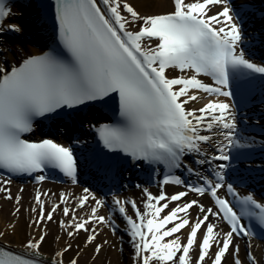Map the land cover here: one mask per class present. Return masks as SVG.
<instances>
[{
	"label": "snow or ice",
	"instance_id": "6c2138e0",
	"mask_svg": "<svg viewBox=\"0 0 264 264\" xmlns=\"http://www.w3.org/2000/svg\"><path fill=\"white\" fill-rule=\"evenodd\" d=\"M19 3L31 6L32 0H19ZM173 4L174 10L170 13L141 16L122 0H52L49 6L54 8L62 52L53 50L30 56L10 71L0 68V171L31 176L53 168L75 183L77 167L70 148L50 139L33 143L22 137L33 131L36 118L78 109L113 96L118 99L120 120L115 126L104 125L97 129L99 140L109 152L121 153L133 162L163 164L169 173L187 167L184 158L190 154L203 155L201 144L212 139L202 132L222 136L223 141L216 144L217 155L207 161L196 160V164L229 161L232 149L253 147L251 143H242L237 136L236 105L230 103L234 100L232 86L234 80L254 74L264 76V66L245 58L240 47L244 36L239 14L231 8L229 0H193L191 3L173 0ZM210 6H220V10L209 15ZM10 15V7L5 0H0V32L5 30L4 22ZM129 25H137L138 30L130 31ZM7 30L19 32L21 28L8 24ZM152 41L156 42L155 46ZM169 69L186 75L169 78L166 74ZM201 76L209 77L212 83H204ZM198 92L214 99L198 110L187 109L186 105L200 98ZM227 167L225 163L215 165L218 169H214L215 182L202 177L203 185L187 186L188 192L210 197L215 210L192 200L161 216L169 204H160V201H179L188 194L186 192L168 198L163 193L154 197L146 191L143 212L135 202L113 198L115 209L126 222L136 264H193L190 252L196 245L195 264H203L213 245L217 247L212 264H222L230 246L235 247L233 254L238 257L234 236L252 235L241 221L243 218L255 220L264 228V204L258 203L251 194L240 196L230 183L227 192L233 196L235 208L219 196L218 191L225 187ZM187 171L193 173L194 169L187 167ZM44 179L43 175L36 177L37 182ZM163 183L181 185L183 181L168 175ZM0 191L7 189L0 188ZM84 191L86 195L79 198V206L83 207L91 197L95 207L88 219L68 225L61 221V227L72 229L67 233L70 238L81 230L88 232L86 225L93 218L107 223L105 217L96 215L104 201L88 189ZM5 198L12 197L9 194ZM61 200L65 202L63 194ZM19 201L20 197H16V202ZM35 203L39 206V219L34 223L39 227L44 220L53 219L59 206L46 213L39 192ZM129 204L135 219L127 213ZM194 206L202 215L195 223H190L188 210ZM180 213L185 216L181 217ZM63 214L69 216L70 209L65 207ZM210 216L229 226L222 240L217 239L220 233L215 231L216 226L208 222ZM169 224L172 226L167 227ZM185 227L189 232L186 243H182L174 234ZM166 237L174 238L164 242ZM44 239L41 235L26 242L24 247L30 255L0 246V264H42L39 250ZM95 239L96 235L89 234L85 246ZM101 247L96 245V254ZM68 250L57 252L56 257H62ZM247 256L255 264L252 254ZM51 264H62V261L53 259ZM71 264L77 262L73 260ZM235 264H241L239 258L235 259Z\"/></svg>",
	"mask_w": 264,
	"mask_h": 264
},
{
	"label": "bare ground",
	"instance_id": "6f19581e",
	"mask_svg": "<svg viewBox=\"0 0 264 264\" xmlns=\"http://www.w3.org/2000/svg\"><path fill=\"white\" fill-rule=\"evenodd\" d=\"M122 2L129 3L141 16L162 15L170 13L174 10L173 0H122ZM186 2L191 3L193 2V0H186ZM210 9L211 11L209 12V15H215L220 10V6H210ZM23 11L24 12L22 13L21 19L26 25L24 28H20L21 31L24 32L23 34H25V31H29L26 36H29L30 38H28L29 42L27 44H14L11 46L15 55H13L11 58L9 71L13 67H18L23 62V60L29 58L30 56L39 55L45 52L47 49V43L51 38L50 29L46 26L45 21H43L44 16L38 12V10L34 7L32 3L31 6H23ZM17 14L21 13H19V11H16L15 15ZM122 14L127 15V13ZM247 16L248 15H246L245 17ZM249 19L250 21H248ZM246 22H251L249 23V25H253L254 22L257 24L261 23L259 22V20H257L256 16L253 17L252 15L247 17ZM16 25L19 24L16 23ZM128 27L130 31L138 30L137 25H129ZM262 28V30H264V23ZM250 34H252L251 30L243 33V42L251 40ZM155 43L156 42H151L152 46H155ZM254 50H256L255 47L252 51ZM245 58L248 59L246 55ZM0 60H2V56H0ZM252 62L259 66H264V64H262V62L260 61ZM166 74L169 78L186 75L185 73H181L178 70L174 69L167 70ZM196 94L200 98L197 101L190 102L188 105H186L185 107L187 109L198 110L209 101L203 100L207 95L206 93L198 92ZM259 108L260 110L264 109L263 106ZM95 127H97V123L89 122L84 137L88 136V134ZM70 131L66 132V135L69 138L72 136H76L80 133L74 132L72 130ZM202 134L212 136L211 141H209L208 143L201 144V151L204 153L205 156L203 158H198V160L207 161L209 158L208 156H210V153L212 154L211 156L218 154L216 151V144L217 142L223 141V137L208 132H202ZM0 188L7 189V191H0V242L9 245L13 248H16L27 255H30V253H28V250H26L24 247L28 239L26 240L18 234L22 232V224L18 221L14 222V217H19L18 219L24 217L28 218L30 220L29 222L31 223V226L36 228L34 230L35 234H37V229L39 230L44 224L53 226V230H57V232L62 233V238H57L58 242L56 246H50L49 249L40 248L39 250L40 256H42L43 261L49 262L50 264L53 259L62 261V264H71V261L73 260H75L77 264H136L135 260L133 259L135 252L130 241L128 232L126 231V222L122 214H120L115 209L113 205V198L115 197L123 201L135 202L137 208L141 212H143L145 210L144 205L147 202L145 192L147 191L153 196L156 195V197L161 192L158 187V184L155 182H153L151 185L144 182L139 188L126 187V189H122L120 193H115L114 195H111L108 198L106 197L105 199L100 198V194L94 193L88 187H78L68 184H57L48 182L43 183L41 185H33L29 183L5 184V182L0 180ZM85 189H88L89 192H91L97 199L103 200L106 204V206L103 205L98 208L96 215L105 217L107 214H109L111 216L119 217L120 219H117L116 222L110 224V222L106 219L105 220L107 221V223H100L98 221H95L93 218V220L88 225H86V227L89 229L88 232L81 230L80 232L75 233L74 236L70 238L67 233L68 231H72V229L61 227V221H63L65 225H68L69 223L79 222L81 220L88 219L92 215V208L95 207V202L91 199V197L88 201H86L83 207L79 206V198L86 195L84 191ZM37 192L41 194V200L44 204L46 213L48 211H51L54 206H59L57 207V210L53 213V219L49 221V223L48 220H44L47 222L44 223L43 221L39 227H37L34 223V221L39 219V206L35 203V196ZM164 192L167 194L168 198H170L171 196L176 195V193L180 192V188L168 186L165 188ZM6 194L11 195L12 200L10 202L4 199V196H6ZM62 194L65 202H62L61 200ZM16 197H20L19 203L16 202ZM192 200H197L199 204L203 205L205 208L211 207L214 209V207L209 201L208 196L188 194L180 201L165 200L160 203L169 204V208L165 209L164 212L161 213V216L167 214V212L171 208L176 207L180 204L191 202ZM65 207H68L70 209L69 216H64L63 214V209ZM17 208H19V212H16ZM33 208H36L37 211L33 212ZM126 210L128 215L132 216L133 219H135V215L131 209L130 204L126 206ZM188 213L189 214L187 218L189 219L190 223H195L196 220L202 215L200 213L199 208L196 206L189 209ZM179 215L181 217L185 216L184 213H180ZM73 216H75L76 218L75 221H73ZM12 221L15 223L14 225ZM208 222L216 226L215 231L220 233V236H218L217 239L222 240L223 234L228 231L227 227L222 223L221 220L217 219L214 216H210ZM113 225L118 226V228L112 229ZM171 226L172 225L169 224L167 227ZM7 231H16L18 232V235L12 236V239H6L2 236V234H6ZM188 232L189 228L185 227L181 230L180 233L174 234V237L179 236L181 242L186 243ZM89 234L96 235V239L91 245L85 246V241ZM174 237H166L164 242H167L168 240H171ZM67 238H69L68 242L65 241ZM36 239L38 238H35L34 240ZM96 245L102 246L99 254H96L94 251ZM233 245L238 246L239 248L238 257L233 254L236 251L235 247L230 246L229 252L226 253V256L222 259V264H235L236 258L240 259L241 264H253V262L248 259V253H251L254 257L255 264H264V243L256 241H239L234 238ZM216 247V245H213L212 249L210 250L209 257H206L203 264H212V259L214 258ZM65 248H68L69 250L65 252L62 257H56V253L63 252ZM177 255H179V253ZM190 255L192 257L193 264H195V261L198 259V245L194 246L193 250H191L190 252Z\"/></svg>",
	"mask_w": 264,
	"mask_h": 264
},
{
	"label": "rangeland",
	"instance_id": "374dc122",
	"mask_svg": "<svg viewBox=\"0 0 264 264\" xmlns=\"http://www.w3.org/2000/svg\"><path fill=\"white\" fill-rule=\"evenodd\" d=\"M14 42L15 41H11L10 43H14ZM11 45L13 44H9V42L8 43L3 42L2 44H0V56H2V60H0V68H3V69L4 67L7 68V65L10 64L11 62L12 56L15 55L13 49L11 48ZM4 199L9 202L12 200V198L6 199L5 196H4ZM14 218H15L13 219L14 222L18 221L22 224V227H21L22 232L18 233L16 231L15 232L7 231L6 234H2V236L5 237L6 239H10L12 236L19 234L21 237H23L26 240L27 239L34 240L35 238H39V236L44 235L45 239L42 242L41 248L49 249L50 246L51 247H53L54 245L56 246L58 242L57 238H62L63 236L61 232H57V230H53V226H49L48 224H44L39 230L37 229V234H35L34 230L36 228L31 226V223L29 222L30 220L28 218H25V217L20 218V219H18L19 217H14ZM13 221L12 223L14 225L15 223ZM46 222L47 221H44V223ZM68 239L69 238H67L65 241L68 242Z\"/></svg>",
	"mask_w": 264,
	"mask_h": 264
}]
</instances>
